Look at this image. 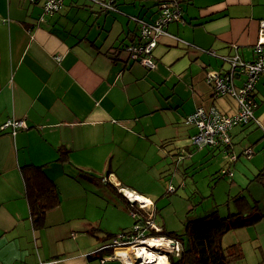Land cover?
Masks as SVG:
<instances>
[{
  "label": "crops",
  "instance_id": "obj_1",
  "mask_svg": "<svg viewBox=\"0 0 264 264\" xmlns=\"http://www.w3.org/2000/svg\"><path fill=\"white\" fill-rule=\"evenodd\" d=\"M43 1L0 0V264L129 262L102 246L111 239L106 234L132 227L121 205L125 194L151 201L123 184L137 161L148 166L151 159L170 155L192 164L210 152L216 176L229 177L239 189L233 197H246L252 181L264 187V74L254 87L255 120L231 130L234 161L221 148L195 147L190 137L196 129L185 123L199 106L228 115L236 111L232 96L214 95L205 73L227 70L223 58L235 47L242 58L252 57L264 0H178L181 20L158 36L151 69L130 59L123 47L139 40L132 17L152 20L163 0H112L114 10L95 0H63L51 15L43 13ZM10 118L25 127L14 133L1 128ZM61 145L70 150L66 162L56 161ZM29 163L46 164L60 190V204L46 213L42 229L31 225L19 173V166ZM68 167L73 180H82L81 188L88 182L90 190H78L82 199L87 200L90 183L101 191L102 203L91 215L87 205L71 201L76 194L66 181ZM224 169L232 175L222 174ZM107 181L117 193L103 184ZM159 197L156 209L168 202ZM95 209L106 213L109 223L103 224ZM158 226L166 229L164 223ZM151 254L140 264H170L165 255Z\"/></svg>",
  "mask_w": 264,
  "mask_h": 264
},
{
  "label": "built area",
  "instance_id": "obj_2",
  "mask_svg": "<svg viewBox=\"0 0 264 264\" xmlns=\"http://www.w3.org/2000/svg\"><path fill=\"white\" fill-rule=\"evenodd\" d=\"M95 2L107 9H116L112 0H95ZM62 4L63 0H44L42 11L46 15H51L57 12ZM132 18L139 25V40L126 44L123 50L130 59L151 69L154 67L151 52L158 36L164 33L170 22L181 20L178 0L159 2L157 15L150 21L137 17ZM234 50V54L223 58L228 61L229 68L223 72L208 71L205 73V80L212 85L215 96H232L236 102V111L228 115L219 112L214 107L206 110L199 106L185 117V123L196 129L191 136L192 144L195 147L221 148L226 152L230 162L236 158V155L229 150L232 142V128L255 120L257 103L253 97L254 87L258 78L264 74V20L259 21L257 41L251 47L252 57L244 59L240 56L237 47ZM237 79H239V85L235 84ZM5 127H10L14 133L16 130L24 128L25 125L21 120L10 118L1 126V128ZM251 152V149H245L244 154L250 155ZM221 173L232 175L229 169H224ZM167 191L173 192L174 189L169 187ZM127 198L142 209L144 214L136 210H129V214L134 219L131 230L117 233L108 244L102 246V249L110 248L112 250L111 257L118 258H121L118 256V251L123 249L131 251L136 247H143L154 253H158L154 248L162 247L165 252L178 256L179 241L159 236L160 227L154 222V210H145L144 202L134 201L129 195ZM161 240H164L165 245H160ZM131 254L133 255L132 251ZM128 257L131 259V256Z\"/></svg>",
  "mask_w": 264,
  "mask_h": 264
},
{
  "label": "rangeland",
  "instance_id": "obj_3",
  "mask_svg": "<svg viewBox=\"0 0 264 264\" xmlns=\"http://www.w3.org/2000/svg\"><path fill=\"white\" fill-rule=\"evenodd\" d=\"M190 143H192L191 137ZM146 158H150V152L146 154ZM157 158L151 159L147 163L148 166L137 161L134 164L136 168L134 174L128 176L129 179L123 180V184H131L134 186V188L127 186V189L137 194L142 193L151 197V201H144L143 206H145V210H155L154 201L159 196V198L168 199V202H165L154 212V221L156 224L161 225L164 223L166 230L181 232L187 214L194 217L203 216L215 209L219 215L226 216L229 212L235 211L232 198L238 188L231 183L229 177L221 176L219 178L216 176L217 173H215V170L217 165L213 163V157L210 152H205L203 157H200L197 162L192 164L188 163L187 158H183V161H177V159L173 161L170 155H166L165 158H159L156 161ZM184 170H186V175H183ZM69 172H72V170L68 167V173H65L67 175L66 181H68L67 184L70 185L71 191L76 194L72 197L71 201H77L79 205H87V213L91 215L92 208L102 203L99 196L100 189L95 184L90 183L89 187L91 188V192L88 194L87 200L86 198L82 199V194L78 195V190L86 189L85 192L90 190L87 187L88 182L83 181L85 186L81 188L80 184L82 180L76 182L69 176L74 174ZM169 187L173 188L175 192L166 193ZM248 189L250 193L244 191L246 198L250 204L257 205L258 210L264 213V187L252 181L248 185ZM83 209V207H80L79 212H85ZM93 214L97 217L103 215L102 223H109L108 216L101 210L95 209ZM133 222L134 219L129 216L127 220L129 227L132 226ZM113 232L117 233V231ZM159 236L169 238V236L162 233ZM222 243L225 246L231 243H239L244 255L242 264H264V216L253 225L228 231L223 235ZM160 245H165L164 240H161ZM181 248L180 244V250ZM154 249L158 251L156 255H165L169 260L170 257H178L180 255V252L178 256L167 253L162 250V247ZM134 262H136L135 259ZM140 262L137 261L136 263L140 264Z\"/></svg>",
  "mask_w": 264,
  "mask_h": 264
},
{
  "label": "trees",
  "instance_id": "obj_4",
  "mask_svg": "<svg viewBox=\"0 0 264 264\" xmlns=\"http://www.w3.org/2000/svg\"><path fill=\"white\" fill-rule=\"evenodd\" d=\"M69 151L62 145L58 146L56 161H68ZM45 166L46 164L31 163L19 166L24 195L28 203L29 218L34 229H42L46 213L60 204V190L56 182L47 174ZM102 178L104 179V177ZM104 184L112 192L117 193L118 189L109 181ZM124 199L121 200V205L123 204L128 212L129 210H136L143 213V210L138 208L135 203L129 202L125 197ZM232 199L236 210L226 216H220L215 209L203 216L194 217L187 214L181 232L166 230L159 226V234L162 233L178 240L182 247L178 257H170V264L241 263L244 255L239 243L224 246L222 237L230 230L255 224L260 220L263 213L258 210L257 205L250 204L245 196L240 195ZM156 211L157 209H155ZM130 230L131 228L128 230L121 229L117 233ZM117 233H108L105 238H112Z\"/></svg>",
  "mask_w": 264,
  "mask_h": 264
},
{
  "label": "bare ground",
  "instance_id": "obj_5",
  "mask_svg": "<svg viewBox=\"0 0 264 264\" xmlns=\"http://www.w3.org/2000/svg\"><path fill=\"white\" fill-rule=\"evenodd\" d=\"M127 195H129L132 199H138V200L141 201V202H142V201H146V200H144L142 197L137 196V195H135L134 193H128ZM131 251H132V253H133V255H134V259H135V257L137 256V257H138V260H139V261H142V263H145L146 261H150V259L153 258L151 252L148 251V249L143 248V247H136L135 249L132 248ZM119 252H120V254H122V259L124 260V257H125L126 260H127V258H128V256H127V255H128V254H127L128 250L123 249L122 251H119ZM155 254H156V253H155ZM157 254H158V253H157ZM158 256H161V254L158 255ZM160 260H161V261H164V260H163V257H161ZM124 261H125V260H124ZM125 263H126V264H130L128 261H125Z\"/></svg>",
  "mask_w": 264,
  "mask_h": 264
},
{
  "label": "clouds",
  "instance_id": "obj_6",
  "mask_svg": "<svg viewBox=\"0 0 264 264\" xmlns=\"http://www.w3.org/2000/svg\"><path fill=\"white\" fill-rule=\"evenodd\" d=\"M123 194V193H122ZM124 195V194H123ZM125 197H126V199L128 200V198H127V195L125 194L124 195ZM129 201V200H128ZM134 201H139L138 199H134ZM130 202V201H129ZM141 202V201H140ZM144 202V201H143ZM154 212H155V210H154ZM155 222V221H154ZM156 223V222H155ZM158 225V224H157ZM111 250V249H110ZM112 251V250H111ZM131 254V251L129 252V254H128V256H131V259H129V262H131V264H132V262H133V264H134V255H130ZM122 259V258H121Z\"/></svg>",
  "mask_w": 264,
  "mask_h": 264
}]
</instances>
